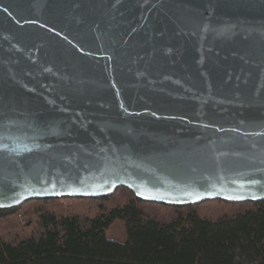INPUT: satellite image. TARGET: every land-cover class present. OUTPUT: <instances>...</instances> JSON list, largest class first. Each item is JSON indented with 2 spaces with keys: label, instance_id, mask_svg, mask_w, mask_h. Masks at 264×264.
I'll return each mask as SVG.
<instances>
[{
  "label": "water",
  "instance_id": "95a60500",
  "mask_svg": "<svg viewBox=\"0 0 264 264\" xmlns=\"http://www.w3.org/2000/svg\"><path fill=\"white\" fill-rule=\"evenodd\" d=\"M120 186L264 199V0H0V208Z\"/></svg>",
  "mask_w": 264,
  "mask_h": 264
},
{
  "label": "trees",
  "instance_id": "16d2710c",
  "mask_svg": "<svg viewBox=\"0 0 264 264\" xmlns=\"http://www.w3.org/2000/svg\"><path fill=\"white\" fill-rule=\"evenodd\" d=\"M117 219L123 241L106 236ZM0 264H264V199L167 204L124 186L29 199L0 208Z\"/></svg>",
  "mask_w": 264,
  "mask_h": 264
},
{
  "label": "rangeland",
  "instance_id": "374dc122",
  "mask_svg": "<svg viewBox=\"0 0 264 264\" xmlns=\"http://www.w3.org/2000/svg\"><path fill=\"white\" fill-rule=\"evenodd\" d=\"M63 204H68V201L61 200ZM24 229V228H23ZM13 232L12 230H9ZM29 229H25L23 233H28ZM106 236L110 239L123 241L125 239L124 223L122 220H115L106 230Z\"/></svg>",
  "mask_w": 264,
  "mask_h": 264
},
{
  "label": "snow or ice",
  "instance_id": "6c2138e0",
  "mask_svg": "<svg viewBox=\"0 0 264 264\" xmlns=\"http://www.w3.org/2000/svg\"><path fill=\"white\" fill-rule=\"evenodd\" d=\"M4 147H6V145H5ZM29 151H30V150H29ZM253 183H255V181H253Z\"/></svg>",
  "mask_w": 264,
  "mask_h": 264
}]
</instances>
